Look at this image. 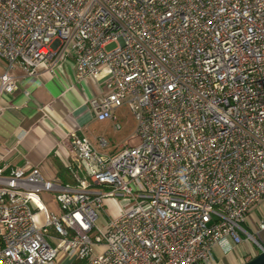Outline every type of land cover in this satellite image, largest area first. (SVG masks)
Segmentation results:
<instances>
[{"label": "built area", "instance_id": "built-area-1", "mask_svg": "<svg viewBox=\"0 0 264 264\" xmlns=\"http://www.w3.org/2000/svg\"><path fill=\"white\" fill-rule=\"evenodd\" d=\"M0 60V95L15 68L70 63L99 84L95 117L127 106L139 139L105 154L66 135L73 184L0 172V264H214L242 234L264 249L242 226L264 198V0H0Z\"/></svg>", "mask_w": 264, "mask_h": 264}, {"label": "crops", "instance_id": "crops-1", "mask_svg": "<svg viewBox=\"0 0 264 264\" xmlns=\"http://www.w3.org/2000/svg\"><path fill=\"white\" fill-rule=\"evenodd\" d=\"M4 65L0 60V74ZM14 73L18 89L0 95V172L36 166L45 179L73 184L59 142L66 135H84L95 149L105 153L95 144L98 134L92 135V126L98 124L100 129L110 125L124 106L114 111L115 119L98 120L90 106L91 99L99 94L97 80L88 76L76 80L72 65L66 61L52 71L24 74L15 68ZM261 221L264 198L249 210L242 223L264 246V231L258 230ZM242 237L239 244L230 239L215 243L211 251L214 264H243L259 254L260 247L247 240L245 234Z\"/></svg>", "mask_w": 264, "mask_h": 264}, {"label": "rangeland", "instance_id": "rangeland-1", "mask_svg": "<svg viewBox=\"0 0 264 264\" xmlns=\"http://www.w3.org/2000/svg\"><path fill=\"white\" fill-rule=\"evenodd\" d=\"M115 44H111L107 49H111ZM94 133L98 134L96 137L95 144L99 145L102 151L105 153L114 154L117 153L122 147L136 146L139 143V139L135 137L136 129V120L133 113L127 106H124V109L118 112L116 120L103 128L99 129L98 124L92 126ZM96 129V130H95ZM98 138H104L106 141V146H100L97 141ZM93 191L98 190L99 188H92ZM42 200L45 203L46 209L48 212H56L57 202L55 200L54 192H43L40 194ZM124 202L121 198H108L104 200L105 209L103 215H108L111 218L117 217L122 209ZM52 235H57L54 231L50 230ZM73 264H77L75 261Z\"/></svg>", "mask_w": 264, "mask_h": 264}, {"label": "water", "instance_id": "water-1", "mask_svg": "<svg viewBox=\"0 0 264 264\" xmlns=\"http://www.w3.org/2000/svg\"><path fill=\"white\" fill-rule=\"evenodd\" d=\"M243 264H264V249Z\"/></svg>", "mask_w": 264, "mask_h": 264}]
</instances>
